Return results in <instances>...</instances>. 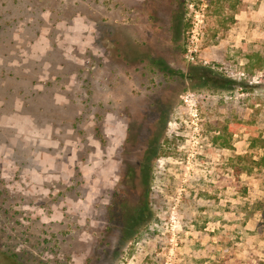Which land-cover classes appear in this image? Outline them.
<instances>
[{
  "label": "rangeland",
  "instance_id": "obj_1",
  "mask_svg": "<svg viewBox=\"0 0 264 264\" xmlns=\"http://www.w3.org/2000/svg\"><path fill=\"white\" fill-rule=\"evenodd\" d=\"M263 136L264 0H0V264H264Z\"/></svg>",
  "mask_w": 264,
  "mask_h": 264
},
{
  "label": "trees",
  "instance_id": "obj_2",
  "mask_svg": "<svg viewBox=\"0 0 264 264\" xmlns=\"http://www.w3.org/2000/svg\"><path fill=\"white\" fill-rule=\"evenodd\" d=\"M182 77H185L184 79L189 78V80H192L191 78L193 77L192 71H188L187 73H181ZM201 76V75H200ZM204 77V76H203ZM231 81V80H230ZM232 82V81H231ZM258 145L260 148H262V155L260 156L259 162L261 165L264 166V136L258 138ZM255 207L260 210L261 212V217H262V223L264 224V198L261 200H256L254 202Z\"/></svg>",
  "mask_w": 264,
  "mask_h": 264
},
{
  "label": "flooded vegetation",
  "instance_id": "obj_3",
  "mask_svg": "<svg viewBox=\"0 0 264 264\" xmlns=\"http://www.w3.org/2000/svg\"><path fill=\"white\" fill-rule=\"evenodd\" d=\"M133 136H134V138H136L137 140L139 139V141L140 140H143V139H141L142 137H140V138H138L137 136L138 135H134V133H133ZM150 138V139H149ZM148 139L149 140H151L152 141V139H154L155 137L154 136H151V137H149ZM136 169H127V170H125V172H123V173H121V178L123 179V180H126V178H128V175L129 174H131V176L129 177V179H131V181H133L132 183H133V185L132 186H135L134 184V180H135V173H136Z\"/></svg>",
  "mask_w": 264,
  "mask_h": 264
}]
</instances>
